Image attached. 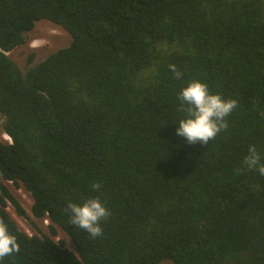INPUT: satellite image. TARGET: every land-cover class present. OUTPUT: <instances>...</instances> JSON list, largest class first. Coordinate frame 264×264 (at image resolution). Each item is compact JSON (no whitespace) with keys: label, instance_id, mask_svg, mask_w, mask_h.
<instances>
[{"label":"trees","instance_id":"16d2710c","mask_svg":"<svg viewBox=\"0 0 264 264\" xmlns=\"http://www.w3.org/2000/svg\"><path fill=\"white\" fill-rule=\"evenodd\" d=\"M40 20L70 42L22 72L6 53ZM193 80L237 101L204 145L175 134ZM0 130L20 247L3 264H264V176L243 165L251 145L264 162V0H0ZM8 183L48 234L18 228ZM94 197L110 213L95 238L65 211Z\"/></svg>","mask_w":264,"mask_h":264},{"label":"clouds","instance_id":"9594fccd","mask_svg":"<svg viewBox=\"0 0 264 264\" xmlns=\"http://www.w3.org/2000/svg\"><path fill=\"white\" fill-rule=\"evenodd\" d=\"M169 69L176 79L181 78L182 73L175 65H169ZM178 99L180 100L178 110L185 114V118L177 123L175 134L184 138L190 145L196 143L204 145L214 140L219 132L227 129L225 117L237 107L236 100H224L219 94H211L208 86L197 80L183 87L178 94ZM8 141L10 142L9 137ZM243 165L246 170H255L259 175L264 176V162L255 145L249 146ZM235 171L240 174L242 169L237 168ZM100 187L99 183L91 185L93 191H98ZM65 211L69 213L71 225L83 229L93 238L102 235L100 221L110 215L98 197L85 199L80 204L69 201ZM19 251L16 235L11 234L7 224L0 219V264H3L5 257Z\"/></svg>","mask_w":264,"mask_h":264},{"label":"rangeland","instance_id":"374dc122","mask_svg":"<svg viewBox=\"0 0 264 264\" xmlns=\"http://www.w3.org/2000/svg\"><path fill=\"white\" fill-rule=\"evenodd\" d=\"M69 42L70 37L67 32L49 21L40 20L35 24L33 30L26 34L24 44L15 47L13 50L6 53V55L22 72H25L29 66L43 60L56 50L68 46ZM5 136L6 135L0 130V141L9 142L8 137ZM8 186L21 207L30 217L29 219H25L18 216L14 209L8 205L7 212L15 221L18 228L27 235L38 234L39 231L48 234V221H46V219H35L31 217L29 211L32 205V200L26 190L21 186L15 188L9 183ZM53 240H61L65 247L74 251L69 238L59 228H56V235L53 237ZM162 264L172 263L170 261H165Z\"/></svg>","mask_w":264,"mask_h":264},{"label":"bare ground","instance_id":"6f19581e","mask_svg":"<svg viewBox=\"0 0 264 264\" xmlns=\"http://www.w3.org/2000/svg\"><path fill=\"white\" fill-rule=\"evenodd\" d=\"M6 137V136H5Z\"/></svg>","mask_w":264,"mask_h":264}]
</instances>
